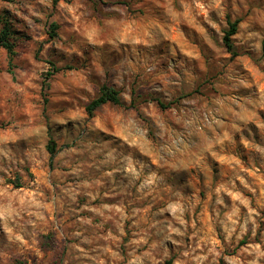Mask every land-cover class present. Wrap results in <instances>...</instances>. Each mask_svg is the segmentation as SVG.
Listing matches in <instances>:
<instances>
[{"label":"clouds","instance_id":"obj_1","mask_svg":"<svg viewBox=\"0 0 264 264\" xmlns=\"http://www.w3.org/2000/svg\"><path fill=\"white\" fill-rule=\"evenodd\" d=\"M0 264H264V0H0Z\"/></svg>","mask_w":264,"mask_h":264}]
</instances>
